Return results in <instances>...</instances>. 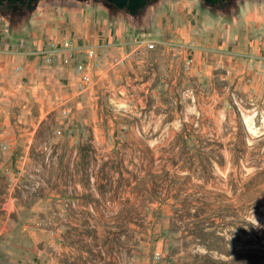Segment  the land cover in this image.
<instances>
[{
	"label": "rangeland",
	"instance_id": "374dc122",
	"mask_svg": "<svg viewBox=\"0 0 264 264\" xmlns=\"http://www.w3.org/2000/svg\"><path fill=\"white\" fill-rule=\"evenodd\" d=\"M236 1L224 9L205 4L224 13ZM156 3L146 6L143 20L136 19L138 28ZM33 12L25 6L12 12L0 9V34L24 36ZM190 47L187 51L193 52ZM190 92L184 87L175 102L170 96L159 109L163 118L149 124L137 116L132 121L124 104L78 107L81 116L74 126L73 147L59 145L49 156L38 155L36 168L25 172L30 182L57 184L77 178L84 185L83 214H57L65 233L56 232L55 243L64 238L74 247L67 260L264 264V115L244 92L238 94L239 107L226 105L220 90H201L195 100ZM60 126L53 122L58 139L64 137L55 135ZM6 175L13 171L0 170V208L5 206ZM60 205L54 204L58 212ZM26 223L32 219L7 222L8 230L0 234V264H30L33 236L24 228ZM3 225L0 218V228ZM78 245L84 253H76ZM55 257L60 261L58 254Z\"/></svg>",
	"mask_w": 264,
	"mask_h": 264
},
{
	"label": "crops",
	"instance_id": "0c3cea01",
	"mask_svg": "<svg viewBox=\"0 0 264 264\" xmlns=\"http://www.w3.org/2000/svg\"><path fill=\"white\" fill-rule=\"evenodd\" d=\"M138 18L92 0H40L24 36L0 34V170L13 171L3 183L0 234L11 219H32L24 227L33 236L30 264L80 262L66 259L74 247L64 238L59 246L54 234L65 233L58 213L62 218L83 214V183L77 178L57 184L24 179L26 171L36 168L38 155L49 156L59 145L73 147L78 107L124 104L132 121L137 116L149 124L159 122L164 116L159 109L189 87L193 100L201 90H220L226 105L238 107V94L244 92L264 115V0H237L224 13L202 0H157L141 28ZM137 35L155 41L156 47L136 55L141 48L134 42ZM188 46L194 51L188 52ZM89 47L97 52L89 67L93 84L81 89L76 67L87 59ZM69 54L70 62L64 63ZM114 57L125 59L124 64L114 63ZM187 79L195 80L188 85ZM54 121L61 124L55 135L61 130L56 136L63 138L54 137ZM59 202L58 212L54 204ZM76 249L84 253L79 245ZM132 264L147 262L133 259Z\"/></svg>",
	"mask_w": 264,
	"mask_h": 264
},
{
	"label": "built area",
	"instance_id": "2783aa9c",
	"mask_svg": "<svg viewBox=\"0 0 264 264\" xmlns=\"http://www.w3.org/2000/svg\"><path fill=\"white\" fill-rule=\"evenodd\" d=\"M134 42L141 46V48H138L136 50V53H135L136 55L137 54L139 55L142 52V49H154L156 47L155 41L149 40L148 38L142 37L140 35H137L135 37ZM52 45L54 48H57L56 43H53ZM65 46L68 47L69 46L68 43H66ZM172 47H174V45H172ZM186 49H192V47L188 46V47H186ZM54 53H56V50H54L52 52V54H54ZM96 59H97L96 50L92 47H89L87 50V59L83 62H80L77 65L76 69H77V71L81 77V83H80L81 89H85V88L87 89V88L92 86L93 79H92L91 73L89 71V67L94 63V60H96ZM113 61H114V63H117V64H124L125 59L114 57ZM63 62L64 63L70 62V54L67 56H64ZM192 62H193V59L190 58L187 60L186 63H187V65H190ZM57 132H58V134H61V130H58Z\"/></svg>",
	"mask_w": 264,
	"mask_h": 264
},
{
	"label": "water",
	"instance_id": "95a60500",
	"mask_svg": "<svg viewBox=\"0 0 264 264\" xmlns=\"http://www.w3.org/2000/svg\"><path fill=\"white\" fill-rule=\"evenodd\" d=\"M117 9L126 10L132 17H137L146 6L155 0H102ZM204 3L212 6H218L220 9L226 8L231 0H202ZM40 0H0V8L6 6L13 9L16 5H23L29 10L35 11L39 6Z\"/></svg>",
	"mask_w": 264,
	"mask_h": 264
},
{
	"label": "flooded vegetation",
	"instance_id": "af4514ba",
	"mask_svg": "<svg viewBox=\"0 0 264 264\" xmlns=\"http://www.w3.org/2000/svg\"><path fill=\"white\" fill-rule=\"evenodd\" d=\"M22 6H23V5H16V6H14V8H15V7H22ZM5 7H6V6H3V7H1L0 9L3 10ZM6 8H7V7H6ZM14 8H13V9H14ZM13 9H9V12H12Z\"/></svg>",
	"mask_w": 264,
	"mask_h": 264
},
{
	"label": "trees",
	"instance_id": "16d2710c",
	"mask_svg": "<svg viewBox=\"0 0 264 264\" xmlns=\"http://www.w3.org/2000/svg\"><path fill=\"white\" fill-rule=\"evenodd\" d=\"M96 1L101 2L102 0H96ZM143 11H144V10H143ZM143 11L139 14V15L141 16L142 20H143V16H142ZM139 15H138V16H139ZM148 15H149V14H148ZM147 17H148V16H147Z\"/></svg>",
	"mask_w": 264,
	"mask_h": 264
}]
</instances>
